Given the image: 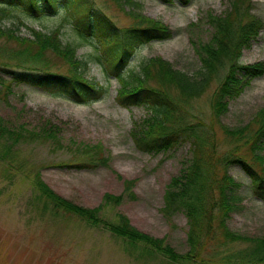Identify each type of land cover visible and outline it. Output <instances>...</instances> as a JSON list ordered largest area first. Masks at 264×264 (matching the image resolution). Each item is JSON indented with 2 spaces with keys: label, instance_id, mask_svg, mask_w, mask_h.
Returning a JSON list of instances; mask_svg holds the SVG:
<instances>
[{
  "label": "rangeland",
  "instance_id": "1",
  "mask_svg": "<svg viewBox=\"0 0 264 264\" xmlns=\"http://www.w3.org/2000/svg\"><path fill=\"white\" fill-rule=\"evenodd\" d=\"M90 1L117 27L134 23L125 13L129 7L120 8L114 0ZM134 1L140 3L136 10L168 26L172 35L138 47L130 57L128 67L137 70L145 59L160 56L175 69L188 74H193L200 64L191 40H207L211 32L207 13L219 14L228 6V0H189L187 4L178 0ZM251 1L250 12L264 22V0ZM64 13L63 8L57 12L55 8H48L42 13L20 14L19 18L10 16L12 19L4 22L10 26L20 19L35 28H42V25L54 28L69 21H63ZM61 31L60 40L65 43L70 39L68 29ZM29 33L28 28L20 26V35L27 37ZM89 51L93 50L81 45L76 54L86 56ZM240 59L248 64L264 63V27L251 46L242 51ZM3 73L6 76H1L7 79L8 75ZM86 76L104 88L99 97L90 102L51 95L27 82L11 85L6 98L0 97V117L5 123H24L40 130L49 120L59 128L60 139L59 143L44 139L21 141L17 145L16 160L26 158L23 172L0 173V264H241L239 258H243L247 243L227 240L215 219V229L212 225L209 236L198 238L191 246L187 242L185 214L174 211L166 215L162 211L164 192L171 178L179 175L183 163L190 157L189 142H181L158 153L137 149L130 131L148 116L147 108L121 106L116 101L119 85L115 77L107 78L96 63L89 64ZM212 90L213 85L202 96L193 99L191 111L214 132L217 149L223 152L232 143L222 126L242 127L253 120L264 105V74L252 79L241 95L229 102L227 112L218 118L210 111ZM98 144L102 145L101 153L97 152ZM83 145L92 146V149L86 150L85 154L78 153L84 149ZM242 150L246 151V148ZM100 155L105 162L98 159ZM90 159L95 166L61 165H75ZM33 164L40 167L43 181L66 199L88 208L100 205V209L103 207L101 216L111 221L122 214L134 228L150 237L163 239L176 253L185 255L192 249V257L174 261L160 252L150 251L143 244L130 245L101 227L89 226L76 216L61 211L53 213L47 203L36 208L30 201L39 199L34 197L35 188L28 183L31 176L26 175L28 169H33ZM228 173L240 186L235 190L237 208L226 220L227 228L246 237L263 235L264 202L252 193L251 180L240 166L231 165ZM124 181H131V186L126 188ZM106 193L120 196V199L103 203Z\"/></svg>",
  "mask_w": 264,
  "mask_h": 264
},
{
  "label": "trees",
  "instance_id": "2",
  "mask_svg": "<svg viewBox=\"0 0 264 264\" xmlns=\"http://www.w3.org/2000/svg\"><path fill=\"white\" fill-rule=\"evenodd\" d=\"M114 1L120 8L129 7L125 13L134 20L132 25L117 27L90 0H0V97L6 98L11 85L27 82L48 94L64 95L76 102L96 100L104 90L103 85L86 76L89 64L96 63L107 78L115 77L119 85L116 101L121 106H143L149 111L148 116L130 131L137 149L158 153L189 142L190 157L183 163L179 175L171 178L162 208L166 215L174 211L185 214L187 242L194 246L198 238L208 237L212 225L215 229V219L227 240L247 243L243 258H239L241 264H264V234L246 237L231 232L226 226L229 215L237 208L235 190L240 186L228 173L231 165L241 167L251 180L252 193L264 202V105L246 125L235 129L222 126L232 143L223 152L217 149L214 132L191 111V101L213 85L209 96L210 111L215 118L220 117L227 112L229 102L239 97L252 79L264 74L263 62L248 64L240 59L242 51L251 46L264 27L263 20L250 12L251 0H228L223 12L206 15L210 37L205 41L191 40L200 63L193 74L175 69L160 56L145 59L135 70L128 67V62L136 49L153 40L170 38L172 32L162 22L136 10L140 6L137 1ZM48 8H55L56 12L63 8V21H69L54 28L45 25L35 28L20 19L10 26L4 22L12 19L10 16L19 18L20 14L42 13ZM20 26L29 29L27 37L19 34ZM63 28L68 29L70 37L65 43L60 40ZM81 45L93 51L80 57L76 50ZM2 71L8 75L7 79L1 76H6ZM58 130L49 120L37 130L24 123H5L0 117V173L23 172L26 158L16 160L17 145L21 141L44 139L59 143ZM83 146L78 153L85 154L92 149V146ZM97 149L101 153L102 145L98 144ZM98 159L105 162L101 155ZM92 161L61 165L95 166ZM31 168L26 175L31 176L28 183L35 188L34 197L39 199L30 201L36 208L47 203L53 213L61 211L76 216L130 245L143 244L150 251L160 252L174 261L192 257V249L180 255L163 239L150 237L134 228L122 214L111 221L101 216L103 207L100 209V205L88 208L66 199L43 181L38 165L33 164ZM124 183L126 188L132 184L131 181ZM41 199L44 201L38 203ZM103 199V203L115 202L120 196L106 193Z\"/></svg>",
  "mask_w": 264,
  "mask_h": 264
}]
</instances>
